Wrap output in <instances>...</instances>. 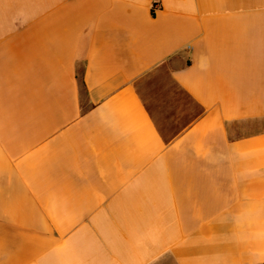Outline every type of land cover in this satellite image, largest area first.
<instances>
[{
  "label": "crops",
  "instance_id": "1",
  "mask_svg": "<svg viewBox=\"0 0 264 264\" xmlns=\"http://www.w3.org/2000/svg\"><path fill=\"white\" fill-rule=\"evenodd\" d=\"M0 264H264V0H0Z\"/></svg>",
  "mask_w": 264,
  "mask_h": 264
}]
</instances>
